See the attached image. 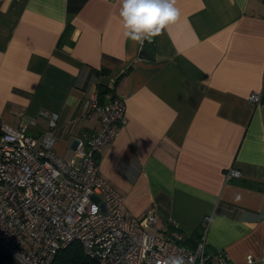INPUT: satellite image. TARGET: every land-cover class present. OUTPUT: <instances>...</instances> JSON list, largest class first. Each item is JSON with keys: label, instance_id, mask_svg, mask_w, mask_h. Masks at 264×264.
I'll list each match as a JSON object with an SVG mask.
<instances>
[{"label": "crops", "instance_id": "1", "mask_svg": "<svg viewBox=\"0 0 264 264\" xmlns=\"http://www.w3.org/2000/svg\"><path fill=\"white\" fill-rule=\"evenodd\" d=\"M120 3L0 0V128L40 135L55 112L53 148L71 159L100 128L92 97H120L126 120L99 171L131 214L181 235L209 216V250L264 264V0H177L154 59L124 37Z\"/></svg>", "mask_w": 264, "mask_h": 264}, {"label": "built area", "instance_id": "2", "mask_svg": "<svg viewBox=\"0 0 264 264\" xmlns=\"http://www.w3.org/2000/svg\"><path fill=\"white\" fill-rule=\"evenodd\" d=\"M248 98L259 103L261 92L252 91ZM91 108L100 128L75 139L71 159L53 148L55 112H43L47 124L40 135L28 133L24 123L1 127L0 249L18 264H52L73 241L99 264H205L210 217L203 218V235L191 248L172 222L157 227L154 211L131 214L123 195L99 171L102 150L126 120L125 103L118 96L105 102L93 96ZM239 175L228 168L225 179ZM221 253L220 264H230ZM252 261L245 258V264Z\"/></svg>", "mask_w": 264, "mask_h": 264}, {"label": "clouds", "instance_id": "3", "mask_svg": "<svg viewBox=\"0 0 264 264\" xmlns=\"http://www.w3.org/2000/svg\"><path fill=\"white\" fill-rule=\"evenodd\" d=\"M177 0H121L119 18L126 39L143 46L174 25L181 16Z\"/></svg>", "mask_w": 264, "mask_h": 264}, {"label": "trees", "instance_id": "4", "mask_svg": "<svg viewBox=\"0 0 264 264\" xmlns=\"http://www.w3.org/2000/svg\"><path fill=\"white\" fill-rule=\"evenodd\" d=\"M68 30V29H67ZM67 32V31H66ZM157 37L149 43L145 42L140 49V56L146 59H154L156 55ZM106 71V70H105ZM104 72V71H103ZM118 83V81H117ZM110 91L109 88L98 85V96ZM1 132V128H0ZM172 228V226H171ZM203 227L195 228L189 234H180L181 242L193 248L203 235ZM220 251H211L206 245L205 264H220ZM221 256L227 261V258L221 253ZM0 264H18L9 254L0 249ZM52 264H99L97 259L87 256L79 242L73 241L66 247L60 249L53 258Z\"/></svg>", "mask_w": 264, "mask_h": 264}, {"label": "rangeland", "instance_id": "5", "mask_svg": "<svg viewBox=\"0 0 264 264\" xmlns=\"http://www.w3.org/2000/svg\"><path fill=\"white\" fill-rule=\"evenodd\" d=\"M148 230H151V228H148Z\"/></svg>", "mask_w": 264, "mask_h": 264}]
</instances>
